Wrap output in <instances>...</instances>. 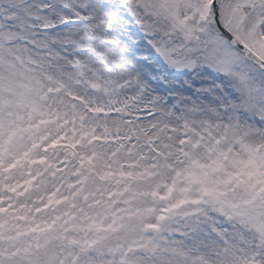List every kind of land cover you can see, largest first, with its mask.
<instances>
[{"label": "snow or ice", "instance_id": "1", "mask_svg": "<svg viewBox=\"0 0 264 264\" xmlns=\"http://www.w3.org/2000/svg\"><path fill=\"white\" fill-rule=\"evenodd\" d=\"M0 264H264V0H0Z\"/></svg>", "mask_w": 264, "mask_h": 264}]
</instances>
